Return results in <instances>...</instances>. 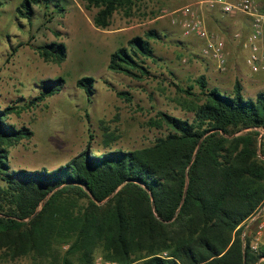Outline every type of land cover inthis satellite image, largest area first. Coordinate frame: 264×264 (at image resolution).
Segmentation results:
<instances>
[{"label": "trees", "instance_id": "1", "mask_svg": "<svg viewBox=\"0 0 264 264\" xmlns=\"http://www.w3.org/2000/svg\"><path fill=\"white\" fill-rule=\"evenodd\" d=\"M132 1L85 0V8L97 9L93 24L104 30ZM51 2L23 0L17 10L31 18L33 6ZM39 54L61 64L66 46H42ZM152 57L148 40L134 37L110 54L108 69L137 78L148 74L141 58ZM94 83L82 77L76 85L90 99ZM196 83L202 103L192 122L160 112L169 132L152 146L100 156L85 151L53 171L10 170L7 146L32 133L6 122L13 108L0 110V261L47 258L67 244L61 264H73L72 257L94 264L97 249L118 264H264V251H250L241 237L264 204L258 131H264V91L251 99L238 81L232 94L209 89L203 76ZM64 84L61 78L41 81L29 104Z\"/></svg>", "mask_w": 264, "mask_h": 264}, {"label": "rangeland", "instance_id": "2", "mask_svg": "<svg viewBox=\"0 0 264 264\" xmlns=\"http://www.w3.org/2000/svg\"><path fill=\"white\" fill-rule=\"evenodd\" d=\"M22 1L0 0V110L13 108L6 122L32 133L7 146L11 171H53L85 151L100 156L150 147L169 132L158 113L193 121L194 109L202 103L196 83L201 76L209 89L226 94H232L237 81L245 98L254 99L264 91V71L253 73L247 64L249 50L244 45L252 20L243 12L209 9L208 0H133L113 13L108 27L114 32L105 35L91 26L97 9H86L85 0L33 6L31 18L18 13ZM255 3L264 8V2ZM186 8L223 43L224 71L204 56V40L184 34ZM151 31L154 37L148 36ZM134 37L148 40L152 48V58H141L148 74L133 78L110 71L109 55ZM53 43L66 46L61 64L45 62L39 54V47ZM261 43L264 49V35ZM82 77L95 80L90 99L76 85ZM59 78L65 82L60 92L29 104L39 95L41 81ZM68 247H54L47 258L26 255L0 264H61ZM100 252L95 251L94 264H118L104 260ZM72 262L78 264L75 257Z\"/></svg>", "mask_w": 264, "mask_h": 264}, {"label": "built area", "instance_id": "3", "mask_svg": "<svg viewBox=\"0 0 264 264\" xmlns=\"http://www.w3.org/2000/svg\"><path fill=\"white\" fill-rule=\"evenodd\" d=\"M264 2V0H259ZM209 9L218 8L222 13H231L239 11L249 16L252 20V32L245 42V48L249 50L247 64L253 73L264 71V49L261 43L264 35V8H259L255 0H237L229 2L227 0H208L206 1ZM184 21L182 28L185 35L195 34L205 41L203 54L213 61L218 70L224 71L227 64V53L224 50L223 43L218 39L211 37L203 23L197 15L186 8L183 12ZM260 136V149L264 147V131L258 129ZM259 158L264 160V156L259 153ZM242 239L248 244L250 251L257 253L264 247V204L247 220L242 232ZM115 264V263H101Z\"/></svg>", "mask_w": 264, "mask_h": 264}, {"label": "crops", "instance_id": "4", "mask_svg": "<svg viewBox=\"0 0 264 264\" xmlns=\"http://www.w3.org/2000/svg\"><path fill=\"white\" fill-rule=\"evenodd\" d=\"M77 22L81 25H83V20L80 18H78L77 19ZM90 24H91V26L95 29V30H98V32H100V34H105V35H108V34H112L114 31H112L111 29H109V27H107L106 29H104V30H100V29H97L96 27H95V25L93 24V21H90ZM242 26H244V24H241ZM86 27H87V25H86ZM120 28H117V30H119ZM110 56V55H109Z\"/></svg>", "mask_w": 264, "mask_h": 264}]
</instances>
